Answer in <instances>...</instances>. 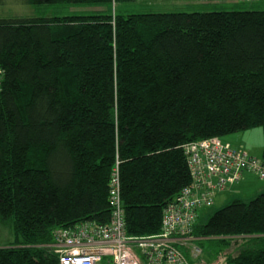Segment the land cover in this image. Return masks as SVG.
<instances>
[{
    "label": "trees",
    "instance_id": "trees-1",
    "mask_svg": "<svg viewBox=\"0 0 264 264\" xmlns=\"http://www.w3.org/2000/svg\"><path fill=\"white\" fill-rule=\"evenodd\" d=\"M12 1L107 9L0 18V264H58L55 229L109 223L115 166L126 234L144 237L190 184L187 143L261 128L264 160V11ZM192 236L200 254L185 251L188 264H264V193L197 221Z\"/></svg>",
    "mask_w": 264,
    "mask_h": 264
},
{
    "label": "built area",
    "instance_id": "built-area-1",
    "mask_svg": "<svg viewBox=\"0 0 264 264\" xmlns=\"http://www.w3.org/2000/svg\"><path fill=\"white\" fill-rule=\"evenodd\" d=\"M184 155L190 184L165 207L157 234H126L115 166L109 183V223H81L69 229H55L53 243L47 248L57 255L58 264H188L185 251L197 257L200 249L194 245L192 231L199 212L211 207L215 195L230 190L246 174L264 183V160L219 138L187 143Z\"/></svg>",
    "mask_w": 264,
    "mask_h": 264
},
{
    "label": "rangeland",
    "instance_id": "rangeland-1",
    "mask_svg": "<svg viewBox=\"0 0 264 264\" xmlns=\"http://www.w3.org/2000/svg\"><path fill=\"white\" fill-rule=\"evenodd\" d=\"M121 15L142 14V13H208L222 11H264V0H129L118 2L113 5L114 10ZM107 9L105 5H39L31 6L26 3L14 1L2 2L0 4V18L5 17H65L71 15H96ZM232 136L235 143L232 145L240 150L249 152L255 158H262L263 135L261 128H253L245 132L236 133ZM230 136L224 137L225 140ZM224 138H222L223 141ZM231 145V144H230ZM245 181V182H244ZM264 183L252 175H245L244 179L234 184L225 193L214 196V203L211 207L199 212L198 223H204L214 212L228 205L234 200L248 203L257 195L264 193ZM10 237L9 229L0 223V238ZM2 243V242H1ZM195 245V243H194ZM231 247L226 253L233 252ZM189 254V253H188ZM197 257H191L195 259ZM223 258H221L222 261ZM224 261V260H223Z\"/></svg>",
    "mask_w": 264,
    "mask_h": 264
},
{
    "label": "crops",
    "instance_id": "crops-1",
    "mask_svg": "<svg viewBox=\"0 0 264 264\" xmlns=\"http://www.w3.org/2000/svg\"><path fill=\"white\" fill-rule=\"evenodd\" d=\"M225 140V138H224ZM225 142L229 143L232 145V143H235L236 141H234V138L232 139V136L229 137V139L227 138V140H225ZM233 146V145H232ZM234 147V146H233ZM237 149V148H236ZM240 150V149H239ZM244 151V150H242ZM249 154V152H247ZM245 182V181H244ZM264 190V189H263Z\"/></svg>",
    "mask_w": 264,
    "mask_h": 264
},
{
    "label": "bare ground",
    "instance_id": "bare-ground-1",
    "mask_svg": "<svg viewBox=\"0 0 264 264\" xmlns=\"http://www.w3.org/2000/svg\"><path fill=\"white\" fill-rule=\"evenodd\" d=\"M109 206V205H108ZM198 247V246H197Z\"/></svg>",
    "mask_w": 264,
    "mask_h": 264
}]
</instances>
